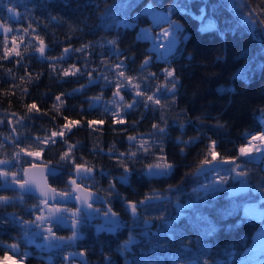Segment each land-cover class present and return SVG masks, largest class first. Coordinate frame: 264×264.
Here are the masks:
<instances>
[{
	"label": "trees",
	"instance_id": "obj_1",
	"mask_svg": "<svg viewBox=\"0 0 264 264\" xmlns=\"http://www.w3.org/2000/svg\"><path fill=\"white\" fill-rule=\"evenodd\" d=\"M241 1L236 5L232 0H0V144L4 146L0 148V159L10 161L0 169L14 165L20 148L36 150L37 138L50 139L51 132L59 131L66 123L65 117L80 121L54 145L50 140L39 147L43 149V162L59 170L58 176L49 178L58 191L72 178V165L59 159L69 145H75L72 154L76 163L94 168L99 188L109 189L110 182L115 185L113 194L101 195L109 200L105 205L124 226L116 232H98L94 225L83 224L67 249L80 253L86 264H243V256L254 244L264 221H242L243 211L235 210L227 191L220 192L214 201L209 198L200 204L199 212L207 216L210 225L190 223L187 209L185 216L176 219L180 212L176 197L182 204L190 203L193 189L214 177L215 172L203 177L196 173L211 142L216 143L218 160L234 158L240 146L263 130L264 0ZM150 4L159 11L171 10L173 18L184 26L182 42L167 61L153 59L150 43L139 39L140 29L152 26L144 13ZM7 7L14 8L18 18H10ZM245 13L250 14L256 28L245 21ZM3 27L12 32L4 33ZM24 29L28 35H24ZM36 34L45 41V56L60 57L64 48H69V58H42L35 51ZM13 35L17 36L16 45L22 55L4 59L5 36L11 49L16 46L12 44ZM20 36H24L23 42ZM83 46H88L85 52L74 51ZM145 59L152 61L141 68ZM121 62V70L135 78L133 82L140 84L142 93L136 96L129 87L122 92L126 105L132 104L124 113L110 106L115 86L103 79L104 74L114 78V65ZM53 64L57 65L55 72ZM70 64L84 75L63 77L62 69ZM165 69L173 71L174 76L166 77ZM88 72L95 83H89ZM172 79L178 81L173 93L166 90ZM82 86L83 91H74ZM57 95L63 102L59 112L53 108V104H61L55 99ZM148 95L153 101H147ZM156 99L161 101L159 105ZM32 103L39 112L27 111ZM113 111L127 123H114ZM90 120L104 123L90 127ZM153 125L164 127L165 132ZM128 136L143 139L153 147L145 154L138 142L128 141ZM188 141L192 143L186 144ZM161 142L166 161L174 167L170 174L153 176L146 169L149 163L157 162ZM130 152H137V156L130 159ZM121 160L130 169L126 184L119 180L124 174ZM238 162L252 190L241 196H251L249 202L260 204L264 211L260 197L264 192V162L244 158ZM231 167L225 164L222 170ZM237 185L232 179L228 182L229 187ZM89 189L96 192L94 186ZM154 194L160 199H146ZM0 196L9 198L7 203L0 202L2 259L9 253L8 245L15 243L21 249L27 246L22 221L33 220L39 210L35 208L37 199L8 189L1 177ZM132 203L138 205L136 216L129 207ZM101 204L102 200L98 206ZM73 232L60 225L54 229L55 235L64 238ZM31 247L36 255L27 257L26 264H66V255Z\"/></svg>",
	"mask_w": 264,
	"mask_h": 264
},
{
	"label": "snow or ice",
	"instance_id": "obj_2",
	"mask_svg": "<svg viewBox=\"0 0 264 264\" xmlns=\"http://www.w3.org/2000/svg\"><path fill=\"white\" fill-rule=\"evenodd\" d=\"M7 12L10 14V18H18V14L15 12L14 8L7 7ZM31 24L29 25V28H31ZM179 27V26H177ZM4 33L12 32V29L9 27H3ZM24 35H28V30L24 29ZM34 31V30H33ZM75 31V29H73ZM145 38H149L148 31L143 30ZM170 33L165 30L164 33L161 34L162 37H167ZM152 39H155V37H151ZM19 39L21 42H23L24 36H20ZM34 39L38 42V46L35 48V51L40 54V56L44 59H50L52 61L55 60H66L69 58L70 49L64 48L63 53L60 57H48L45 56L46 52V45L44 39L39 35L36 34L34 36ZM17 36L13 35L12 37V44L16 45ZM109 43L115 44V41H110ZM169 43V42H168ZM8 39L7 36H5L4 39V49H3V58L9 59L13 55L16 57H21L22 53L18 50V45L15 47L9 49L8 48ZM29 47H32L31 44H29ZM88 46H83L80 48L74 49L75 52H85V48ZM101 48H103V44H101ZM28 48L24 49V52H27ZM149 64V60L145 59L143 64H141V68H144L145 65ZM111 67V66H110ZM114 67L117 68L116 76L112 79L109 78L108 74L103 75V79L105 82L113 84L115 86V92L113 93L114 97L119 96L121 100H123V97L120 96V90L123 87H129L130 91L135 92L136 96H141L142 93L139 91L140 84L134 83V77L127 76L125 74L124 70L122 69V62L114 65ZM57 68L56 64L52 65V71L55 72ZM85 68H87V65H85ZM166 77H173L174 73L173 71H169L168 69L164 70ZM77 74L84 75V73L81 72V69L77 67L75 64H70L68 67L63 68L61 71V75L63 77H75ZM89 77V83H95V80L91 78V72L87 73ZM149 76H155V73H148ZM122 77L123 80H120L119 78ZM15 79V77H13ZM23 79V78H21ZM125 81L127 82L125 84ZM175 79H172L168 81V92H175L176 91V82ZM82 86L80 89H75L74 91H83ZM56 101H61V96L57 95L55 97ZM96 99H100V97H96ZM147 101H153V96L148 95L146 97ZM113 104H116V100L114 99L112 101ZM135 103V101H133ZM161 101L159 99L155 100V104L159 105ZM63 107V102L61 101V104L57 106L56 104H53V108L59 112L60 108ZM126 107L131 108L132 104H127ZM39 112L40 109L37 107L36 103H32L27 106V111L29 113L33 111ZM105 112H108L109 109L105 108ZM113 115L115 117L114 123L117 124H125L127 123L126 119L121 116L118 112L113 111ZM66 120V123L63 124V126L60 128L59 131H52L50 134L51 143L54 145L56 143V137L63 138L65 136V132H71L72 128L79 125V120H72L68 119L67 117L64 118ZM103 120H90L88 121V125L91 127L92 125L96 124H103ZM154 128H157V130L161 133L165 132L164 127H158L157 125H153ZM180 127L183 128V123L180 124ZM15 131V129H13ZM128 141L130 143L138 142L139 148L143 150V153L147 154L149 152V149L153 147V145L148 144L147 141L140 139L138 141V138L135 136H128ZM49 142V138H45L41 140L40 138L36 139V150H27V148H20L19 152L16 155V160H21L20 154L23 153L27 157H31L33 159L31 160H24L19 166H15V170H8V171H0V176L4 178L9 177V172H11V183H19V186L21 189H24L27 185V191L29 193H32L35 195V191H39V197H37L38 203L35 205V208L39 210L40 214L35 215L34 219L31 221H22L26 226L28 225H35L37 229H40L45 233L44 238L49 242L50 247H60V244H53V241H66L64 237H60L58 235H55L53 232V227L51 221L55 218V222L58 225H64L66 221H71V227L76 228L79 224V216H80V208H93V203H96L97 201H100L102 199L105 200V202H108L109 200H106L105 197L101 195L103 192H108L109 195L113 194V190L115 189V185L113 183H109V189H101L99 188V185L96 181L94 173V168L92 166L87 165L86 163H76L75 158L72 154V149L75 147V145H69L68 149L62 153L60 156V161L67 162L72 165V170L70 175L74 178H70V180L67 182V186L62 190L57 192V189L55 187H49L48 186V179L47 177H56L59 174V170L55 167H47L46 165H38L36 163V160L42 159V153L43 149L39 146L41 144H47ZM257 142H264V132L258 133L251 137V139L245 144L244 146H240L238 148V156L234 158H223L218 160L219 153L216 151V143L215 141L211 142V145L209 146L208 150L205 153V158L201 161V164L199 167L196 168V173H201L208 171L209 169L211 171H214L217 173V176H220V170L215 168L214 165L216 163H224L228 165H232L231 168H228L227 171L229 173L236 172V176H231L232 180H236L242 171V164L238 161L241 160V158L248 159L252 156L253 152L257 151ZM65 144H67V141H64ZM192 143V141L186 142V144ZM4 146L0 144V148H3ZM261 148H264V144L260 145ZM113 148H115V145H113ZM160 151V156L155 163H149L146 171L153 176H161L170 174L172 168L174 165L172 162H168L165 159V153L163 150V143L158 146ZM120 156H123V153L119 154ZM153 157L155 158V153H152ZM137 156V152H130L129 158H133ZM132 163H135V160H131ZM10 163V161H6L3 159H0V165H6ZM23 164H30L31 169H39V174L37 176H29V170H26L23 167ZM120 166L124 169V174L119 177V180L121 183H128V173L130 172V169L127 167L125 161H120ZM239 170V171H238ZM45 172L47 175H45ZM195 174V173H193ZM25 177H28L25 179ZM79 181V183H78ZM228 183V179L220 176V179L217 180L216 178H213L212 182L210 184H202L200 188H194L192 194L189 195L190 203H180L179 197H176L177 200V208L180 209L179 214L177 215L176 219L179 220L183 216H185L187 213H185L184 210H190L191 214L188 215V219L190 223H193L195 225L201 224V223H207L211 224L210 221H208L207 216L203 215L201 212H199V206L202 203H205L209 201V198L211 200H215L216 196L222 192L227 191L228 197L232 199L235 205L236 211H243V217L242 221L249 220V219H261L264 221V213H261L258 211L257 206L255 204H252L249 202L251 199V196L248 197V199L241 196V193H250L252 191L249 188V185L247 183H241V187L239 189L229 188L225 189L223 185ZM83 185V187H81ZM96 188V192L93 193L91 191H88L91 187ZM258 191V190H257ZM42 197L43 199H40ZM261 200H264V192H260ZM21 201H23V196L20 197ZM146 199H160L159 194H154L153 196H150ZM63 200H74L79 202L80 207L76 208L74 211L70 208H63L56 207L61 201ZM0 202L7 203L9 202V198L7 196H0ZM49 202L53 204L52 207H48ZM144 201H141L140 203H143ZM44 205V208H40V205ZM211 207V204L208 205ZM129 207L132 209L133 214H135L136 210V204L132 203L129 205ZM95 211L99 212L100 210L94 209ZM108 212H111V209H108ZM107 214V213H105ZM170 226V223H169ZM76 239V233L73 232V234L67 238L68 242L74 241ZM30 242V241H29ZM8 248H10L13 252V255H8L7 253L3 256L2 259H0V264H26V258L28 257V253L24 252L22 254L23 260L17 259L15 256V253L18 251V247L15 243L8 245ZM261 253H264V227H262L261 231L257 233L255 237V242L253 244V247L249 249L247 253H245L246 259H254L259 260V257ZM71 255V254H70ZM259 264H264V260L259 261Z\"/></svg>",
	"mask_w": 264,
	"mask_h": 264
},
{
	"label": "rangeland",
	"instance_id": "obj_3",
	"mask_svg": "<svg viewBox=\"0 0 264 264\" xmlns=\"http://www.w3.org/2000/svg\"><path fill=\"white\" fill-rule=\"evenodd\" d=\"M232 1L236 5L242 4L241 0H232ZM144 13L149 15V17L152 21V26L141 28L140 32H139V39L147 41L150 43V45H151L150 50L155 54L153 59H157L160 61H167L178 50V48L182 42V35H183V31H184V26L180 21H177L173 18V13L171 10L170 11H159L153 5L150 4L145 8ZM243 17L251 28H253V29L256 28V25H255L254 21L252 20L250 14L245 13L243 15ZM177 26H179V27H177ZM143 30L148 31L149 38H145ZM165 30H167L170 34L167 37H162L161 34L164 33ZM151 37H155V39H152ZM151 61H152V59L149 60V63ZM170 78H172V77H170ZM120 80H123V79H120ZM126 83L127 82L125 81V84ZM126 88L127 87H123L120 90V96L123 97V100H121L120 97L117 96V97H114V99L117 102L116 104L112 103V101L114 99L111 102L109 101L110 106L114 107V110L116 109L119 113H124L125 110L128 109V107H126V97L122 94V92ZM262 124L264 125V119H262ZM57 138L58 137H56L55 139H57ZM50 140L51 139H49V141ZM261 144H264V142H257V151H255L259 154V156L254 155L253 157L257 158L256 160H258V161L263 160V162H264V148L260 147ZM20 156H21V160H19V161L16 160L14 162L15 166H17V165L19 166L24 160L33 159L31 157H27L26 155H20ZM36 163L37 164H45L42 159L36 160ZM14 165H12L11 167H8L7 169L2 168V169H0V171H8V169L9 170L10 169L15 170ZM28 165H30V164H28ZM93 175H94V173H93ZM236 175H237L236 172L230 173L228 182L231 179V176H236ZM0 177H1L4 185L6 182L11 181V179H12L11 172H9V177L7 179L2 177V176H0ZM72 178H74V177H72ZM213 178H215V177H213V176L210 177L209 178L210 180H207L206 184H210L212 182ZM216 179L219 180L220 177H217ZM232 181L237 182L238 185H241V183H247L248 184L246 176L243 175L242 173H240V176L236 180H232ZM78 183H79V181H78ZM81 186H83V185H81ZM223 187L225 189H229V188L235 189L236 188L235 186L229 187L228 183L223 185ZM105 204H106V202L104 201V199H102L101 206L95 207V209L98 208L100 210L99 212L94 210L92 213L83 214L80 211L79 224L75 229L70 226L71 221H66L64 225H60V226L69 227L76 233V231L78 229H80V227L83 224H90V225L92 224V225H94L95 229L98 232H102V231L116 232L117 230L121 229L124 226V223L121 221L120 217L114 211L111 210V212H108V209H110V207L105 205ZM254 204L257 206L258 211H260L261 213L264 212V211H262L260 204H258V203H254ZM52 206H48V207H52ZM56 207H60L61 209L66 208V207L57 206V205H56ZM137 207H138V205H136L135 214H133L135 216L137 215ZM40 208H44V205L41 204ZM76 208H78V207H74V208H70V209H72L74 211ZM131 212L133 213L132 209H131ZM105 213H107V214H105ZM37 214H40L39 211ZM51 223H52L53 232H54V229L56 228V226H58V224L55 222V218L51 221ZM23 225L25 226V231H26V233L23 234L24 235L23 241H24V243L27 244V246H24L25 248L23 247L21 249V247H19L17 245L18 251L15 253V256L17 259L23 260L22 254L24 252H27L29 254L28 257L32 256V255H36L30 250V247L33 246L36 249L40 250L41 252L47 251L48 253H58L60 255H66L64 257L66 260V264H86L84 257L80 253L70 252L67 250L70 246L73 245L74 241L68 242L67 238H65L66 241H53L52 242L53 244H60L61 245L60 247H50L49 242L44 238L45 233L43 231H41L40 229H37L34 224L28 225V226H26L25 224H23ZM260 231H261V229L257 233H259ZM257 233H256V235H257ZM76 235H77V233H76ZM256 235H255V237H256ZM252 247H253V245H252ZM8 249H9L8 255H13L12 250L10 248H8ZM249 249L245 253H247L249 251ZM39 256L44 257L41 254ZM261 260H264V253H261L259 260L246 259L245 254L243 256V264H259V261H261Z\"/></svg>",
	"mask_w": 264,
	"mask_h": 264
},
{
	"label": "water",
	"instance_id": "obj_4",
	"mask_svg": "<svg viewBox=\"0 0 264 264\" xmlns=\"http://www.w3.org/2000/svg\"><path fill=\"white\" fill-rule=\"evenodd\" d=\"M38 165H46L47 167H54V166H50V165H47V164H38ZM225 166V164L224 163H216L215 165H214V167L215 168H217V169H221V168H223ZM56 168V167H55ZM25 169L26 170H29V176H37L38 174H39V169H31V166H26L25 167ZM58 169V168H57ZM213 171H211L210 169L208 170V171H205V172H201V173H197V175H198V177H203V176H206V175H209L210 173H212ZM45 175H47V173L45 172ZM28 177H25V179H27ZM49 177H47V179H48ZM48 186L49 187H52L50 184H49V180H48ZM6 187L8 188V189H13V190H15L16 192H18V193H20V194H22V195H28V196H31V197H33V198H35V199H37V197H39V191L38 190H36L35 191V195H33L32 193H29L26 189H27V185L25 186V188L24 189H21L20 188V186H19V183H15V184H13V183H11V181H9V182H7L6 183ZM81 187H83V186H81ZM88 191H91V192H93V193H95L94 191H92L91 189H88ZM57 192H59L58 190H57ZM40 199H43L42 197H40ZM100 203V201H97L96 203H93V208L92 209H88V208H80L81 209V211L83 212V213H85V214H87V213H91V212H93V210H94V206H96V205H98ZM68 204H72V205H74V206H78V207H80V205H79V202H77V201H74V200H63V201H61L58 205H68ZM49 206H52L53 204L51 203V202H49V204H48Z\"/></svg>",
	"mask_w": 264,
	"mask_h": 264
},
{
	"label": "crops",
	"instance_id": "obj_5",
	"mask_svg": "<svg viewBox=\"0 0 264 264\" xmlns=\"http://www.w3.org/2000/svg\"><path fill=\"white\" fill-rule=\"evenodd\" d=\"M255 156H258L259 154L257 152H254Z\"/></svg>",
	"mask_w": 264,
	"mask_h": 264
}]
</instances>
